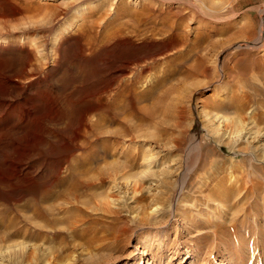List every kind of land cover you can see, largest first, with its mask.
Instances as JSON below:
<instances>
[{
    "label": "rangeland",
    "instance_id": "1",
    "mask_svg": "<svg viewBox=\"0 0 264 264\" xmlns=\"http://www.w3.org/2000/svg\"><path fill=\"white\" fill-rule=\"evenodd\" d=\"M0 35L59 44L58 114L90 116L0 181V264H264V0H0Z\"/></svg>",
    "mask_w": 264,
    "mask_h": 264
},
{
    "label": "bare ground",
    "instance_id": "2",
    "mask_svg": "<svg viewBox=\"0 0 264 264\" xmlns=\"http://www.w3.org/2000/svg\"><path fill=\"white\" fill-rule=\"evenodd\" d=\"M49 5H50V3H49ZM27 6H28V4H27ZM65 11H66V9H65ZM69 12H68V14H69ZM68 17H69V15H68ZM6 19H7V17H6ZM50 32H51V30H50ZM23 34H24V32H23ZM47 35H48V33H47ZM55 36L58 37L59 35H54V37ZM106 38H108V37H106ZM27 39L29 40L30 38H27ZM33 43H34V41H33ZM24 44H25V42H23L22 44H17L13 41L12 42H9V41L5 42L2 40V42H1V40H0V181L2 183L7 182L8 180H10V181L11 180H17V178H20L21 176L32 178V177L39 176V175L43 174L47 170L46 164L51 162V158L46 157L42 154V151L40 150V146L41 145L43 146L44 144H48L49 146H53L51 141H56V142L59 141L58 143H60L63 147V149L60 151L59 155L60 156L61 155L66 156L70 151L73 150V148H75L76 140L79 137L81 138L82 131L85 130L90 125V124L88 125L89 120L87 121V119H89L90 116H89V118L86 119L85 113L83 111L79 114L77 124H75V126H73V127H70L67 120L65 121L63 119L64 121H62L61 120L62 117L59 116L60 114H58V111L61 110L62 105H64V99L62 100L60 98V96L58 94L57 86H56V80H57L56 78H57V75H58V72L60 69V62H59L58 57H59L61 48L59 47V44L55 47V49L53 51L52 59L50 58L51 60L50 61L48 60L49 62H46V63L43 61L42 58H38L39 54L37 56L34 54L35 49L33 48L34 51L31 50V48L33 46L31 48H28L32 44L28 47L25 46ZM26 45H29V43ZM17 51L23 52L20 60L15 61V63H10L8 61L9 60L8 56H14L15 52H17ZM35 53H37V51ZM47 56H49V55H47ZM41 57H42V55H41ZM127 68H128V66H127ZM124 69H125L124 67H120V68H118L117 71L122 72V71H124ZM118 78H119V75H118ZM120 78H121V76H120ZM102 90H100V91H102ZM110 91L108 90V92H110ZM118 91H119V89H118ZM98 92H99V90H98ZM96 94H97V92H96ZM102 94H103V92H102ZM104 94H105V91H104ZM159 104L160 103H158V101L156 103H154L153 109L146 111L145 117L151 118L154 115H156V111H157L156 109H159V107H158ZM68 106H69V104H68ZM86 112H87V110H86ZM163 112L165 115L167 114L168 118L171 119L170 124L168 126H166L165 130H163V131L168 133L170 136V139L175 144H177L178 143L177 142L178 137L176 138L175 133H174V127L176 125L175 119H176L177 114L175 116V112L173 113V110H171V109H169V110L165 109V110H163ZM67 114H69V113H67ZM100 119H102V118H100ZM61 123H63V124L61 125ZM70 124H71V122H70ZM91 131H93V130H91ZM94 135H95V133H94ZM83 136L84 135H82V137ZM83 138H86V136ZM96 143H97V140H96ZM83 144H84V142H83ZM94 145H95V143H94ZM59 158L60 157L55 158L53 160L52 169L54 168V171H53L54 173H58L61 169V163L62 162H61V159H59ZM71 158H72V156H71ZM72 165H73V163H72ZM70 169H72V168H70ZM74 223H76V222H74ZM19 243L21 244V242H19ZM21 245H23V244H21ZM24 245H27V244H24ZM144 253L145 252L143 250H140V258H139L138 262H140L142 260L141 256H143Z\"/></svg>",
    "mask_w": 264,
    "mask_h": 264
}]
</instances>
